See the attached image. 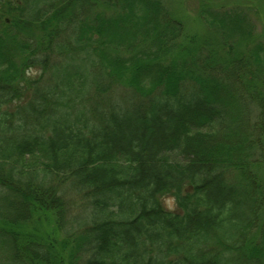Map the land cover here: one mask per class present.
Listing matches in <instances>:
<instances>
[{
  "label": "trees",
  "instance_id": "1",
  "mask_svg": "<svg viewBox=\"0 0 264 264\" xmlns=\"http://www.w3.org/2000/svg\"><path fill=\"white\" fill-rule=\"evenodd\" d=\"M207 1L0 0L1 264H264V41Z\"/></svg>",
  "mask_w": 264,
  "mask_h": 264
},
{
  "label": "rangeland",
  "instance_id": "2",
  "mask_svg": "<svg viewBox=\"0 0 264 264\" xmlns=\"http://www.w3.org/2000/svg\"><path fill=\"white\" fill-rule=\"evenodd\" d=\"M168 3L169 9H173L177 11V15H181L184 17V20H187V29L191 31H198L199 29H203V20L200 16V10L201 7V1L202 0H165ZM207 2H211L213 5L215 4H225L226 8H231L233 6V3H238L240 0H208ZM242 10L248 15V18L251 21V25L253 26V34L255 37H257L258 40L264 41V0H253V4L251 5V2L249 0H242ZM202 23H201V22ZM246 111L248 114V117L252 118L251 122H255L258 120L259 115V109L256 104L246 102ZM250 119V118H249ZM261 174L264 176V166L261 170ZM75 193L68 191V200L72 202L71 206L69 208V211L66 214L65 218V225L62 229H59L57 233V240L60 242L62 240L67 239L68 235H71L72 232H78V224L76 220V216L81 211V206L78 205L79 200L75 199ZM166 204L171 209H174L176 204L175 200L173 198H167ZM45 227H48V224L44 225ZM58 243V242H57ZM59 245V243H58ZM4 254L0 250V264L4 262Z\"/></svg>",
  "mask_w": 264,
  "mask_h": 264
},
{
  "label": "clouds",
  "instance_id": "3",
  "mask_svg": "<svg viewBox=\"0 0 264 264\" xmlns=\"http://www.w3.org/2000/svg\"><path fill=\"white\" fill-rule=\"evenodd\" d=\"M38 71V69H35V68H29V69H27L26 70V72L28 73V74H35L36 72Z\"/></svg>",
  "mask_w": 264,
  "mask_h": 264
}]
</instances>
